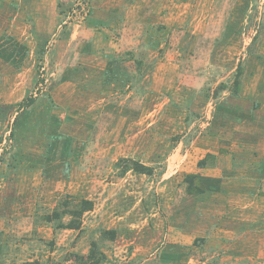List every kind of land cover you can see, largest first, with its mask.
Wrapping results in <instances>:
<instances>
[{
    "label": "rangeland",
    "instance_id": "rangeland-1",
    "mask_svg": "<svg viewBox=\"0 0 264 264\" xmlns=\"http://www.w3.org/2000/svg\"><path fill=\"white\" fill-rule=\"evenodd\" d=\"M98 2L111 25L80 48L123 63L111 76L89 62L66 82L49 75L54 40L86 41ZM0 15L1 71L34 68L17 80L35 99L19 110L16 90V105L0 108V264H88L92 243L101 264H164L163 247L175 264H264V219L201 188L220 174L234 192L264 169V0H0ZM122 42L131 52L118 53ZM66 195L93 204L77 230L63 229L68 215L46 221ZM220 217L251 234L242 251H192Z\"/></svg>",
    "mask_w": 264,
    "mask_h": 264
},
{
    "label": "crops",
    "instance_id": "crops-1",
    "mask_svg": "<svg viewBox=\"0 0 264 264\" xmlns=\"http://www.w3.org/2000/svg\"><path fill=\"white\" fill-rule=\"evenodd\" d=\"M97 10H95L94 15L96 16V12H100L101 17L99 18V21L97 22H93L91 23V21H89L88 23V29L86 31H83V35H79L82 36L83 41L81 42V37H77L75 36V33L71 34V36H68L66 38H61L60 40H54L53 45L49 51V54H47L46 59L51 62V74L49 75H59L62 74L61 77V81H65L67 79V75H68V69H71V67H75L78 66L79 64L82 65V63H87L89 62V64H92L93 66L97 67V70L100 72L99 74L104 75L107 74L108 76L113 75L114 72H116V68L118 66V64H121L123 62H121V58L119 59L118 54H111V55H97L96 53H91V52H83V50H81L80 48V44H85L86 47H88V45L90 43L89 40L92 39V37L94 36V29L97 28L98 26L101 25H111V19H109V17L113 16V15H108L105 16L104 14H106L107 12H104L103 8H100L101 6L99 5V2L96 5ZM106 10V9H105ZM37 12V11H36ZM5 18L0 15V20H4ZM7 20V18L5 19ZM15 20V19H13ZM122 20V19H120ZM10 22L12 23L13 21L10 20ZM115 22V21H114ZM90 24V25H89ZM117 24V23H115ZM127 24V23H125ZM128 28H132V25H127ZM127 29V28H126ZM125 29V31L127 32V30ZM129 30V29H128ZM124 31V30H123ZM128 34V32L126 33ZM80 38V39H78ZM86 42V43H85ZM61 47L62 52H57L55 49L57 48V46ZM124 45V43L122 42V46ZM79 46V47H78ZM120 51H124V52H131L128 49H126L124 46L121 47L120 46V50H118V53ZM118 59V61H116ZM3 69V67L1 66V61H0V108H11L14 107L16 105V103L18 101H16L15 99H12L13 95H15L16 90H20L23 91L22 95L20 96L19 101L22 102V99L25 96V92L26 89H28L30 87V84H26L27 82H23L21 83V81L18 83V78H21L22 75L25 74H29L31 73V71L34 69L32 67L30 68H21L18 71L16 70H6L4 72H2L1 70ZM45 67H42L41 70H45ZM47 70V69H46ZM49 71V69H48ZM107 71V72H106ZM62 72V73H60ZM104 73V74H103ZM33 75V73H32ZM1 125V123H0ZM227 167H222V169H219V171L223 172L224 176L226 175H231L229 173L228 170H230V172L232 173V169H227ZM238 169L240 167H237ZM254 172V170H252ZM247 173H245V175L239 176L238 178H243V181H246L244 183H241L239 185L236 186H240V187H236V189H234V192L232 190H228L225 188L224 190V181L219 180L218 178H222L221 175L219 174L220 177H208L206 179H203L202 181V185L201 188L203 190L204 193L206 192H210L213 194L218 195L219 194V190L223 191V192H229L231 193V195H234V197H236V199H238L239 205L238 207H236V211L241 213L242 216H249L251 213L253 214L254 217L251 218L252 221H262L264 219V206H262V204H264V193L261 196H257L256 194H254V192H250L252 191V186H257L258 185H263L264 184V174L262 175V173L264 172V169L261 171V175L259 174H255L254 172L251 171H246ZM255 174V175H253ZM248 179V180H246ZM258 180H260V184ZM245 186V187H244ZM247 186V187H246ZM227 188H230V186L226 185ZM250 188V189H249ZM264 192V191H263ZM234 210L233 207L229 206L227 208V212L229 214V217L232 219V217L230 216V214L232 211ZM230 218H219L215 224H211V226L208 228V231H206L205 233L202 234V240L203 242L200 243V245L198 247H193V243H191V249L192 251L198 252L199 249H205L207 252H213V250H215L216 246L218 247V250L220 251V245L221 243L224 245L226 242H232L233 243V251L235 252L234 254H238V252L242 251V246H244L246 244V241L244 238V236H247V234H249V236L251 235L249 233V231L244 227V226H236L233 228H230V226L228 225V223L230 222ZM243 219H241L240 221H235L237 224H248V223H242ZM245 222V221H244ZM172 246V247H171ZM178 245H169L168 248H171V250H173L174 248H177ZM180 247V246H179ZM190 247L187 245V248ZM164 247L161 249L160 251V255H159V260H161L164 264H168V263H172L175 264L177 261L174 260V258L172 259H168V260H163L164 258H162V254L166 253V251L164 252ZM167 250V249H166ZM170 250V249H169ZM180 250V248H179ZM164 252V253H163ZM225 253H222L221 255H224ZM189 258V256H187ZM213 257V256H212ZM219 257V256H217ZM216 257V258H217ZM223 257V256H222ZM187 258V262L190 261ZM214 258V257H213ZM236 259L234 261V263L238 262V258H234ZM241 260V258L239 259ZM151 259H147L143 264H150ZM240 262V261H239Z\"/></svg>",
    "mask_w": 264,
    "mask_h": 264
},
{
    "label": "trees",
    "instance_id": "trees-1",
    "mask_svg": "<svg viewBox=\"0 0 264 264\" xmlns=\"http://www.w3.org/2000/svg\"><path fill=\"white\" fill-rule=\"evenodd\" d=\"M33 98L23 99V101L18 105L19 110H24L28 108L31 104L34 103ZM133 171L136 173H143V170H146V167L133 162ZM93 204L90 200L87 199H78L69 195H66L63 199L59 201L57 206L53 209L51 216H46V221L51 222L52 218L59 219L61 215L70 216V221L64 227L61 225L60 228L68 229V230H77L80 225L81 216L92 210ZM54 216V217H52ZM104 235H107L109 241H113L116 237V233L114 230L103 232ZM98 248L97 244L92 243L90 245L89 253L86 256V260L89 262L88 264H101L105 261V255L102 253L97 254ZM15 264H36L34 262H24V263H15Z\"/></svg>",
    "mask_w": 264,
    "mask_h": 264
},
{
    "label": "built area",
    "instance_id": "built-area-1",
    "mask_svg": "<svg viewBox=\"0 0 264 264\" xmlns=\"http://www.w3.org/2000/svg\"><path fill=\"white\" fill-rule=\"evenodd\" d=\"M40 86H41V84H39V88H41Z\"/></svg>",
    "mask_w": 264,
    "mask_h": 264
}]
</instances>
